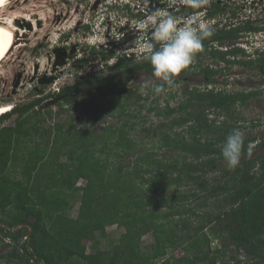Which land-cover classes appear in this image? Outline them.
Wrapping results in <instances>:
<instances>
[{
  "label": "trees",
  "instance_id": "obj_1",
  "mask_svg": "<svg viewBox=\"0 0 264 264\" xmlns=\"http://www.w3.org/2000/svg\"><path fill=\"white\" fill-rule=\"evenodd\" d=\"M246 27L259 29L249 24ZM238 37L239 28L213 33L195 56L208 55L227 64L259 66L264 76V51L256 59H248L244 49L238 46L227 51L210 48L213 41ZM241 54L246 58H239ZM108 68L118 72L65 86L59 93H72L85 86L105 87L113 83L118 73L126 75L125 85L136 70L152 72L147 59L135 63L124 56ZM225 69L207 65L194 74H203L209 83ZM111 84L102 97L113 94ZM160 84L164 88L167 85ZM146 92L149 95L153 91ZM258 94L257 90L226 92L192 88L177 106L172 107L168 102L157 114L170 121H163L161 129L153 132L159 136L156 141L159 149L179 152L171 158L159 156L154 148L156 144L151 149L146 139L138 141L131 134L138 122L132 120L135 112L129 108L143 98L137 87L124 89L110 100L108 115L118 116L122 122L106 125L102 133L88 127L71 131L58 124L52 143L43 136L30 146L27 143L32 142L33 127L22 126V120L17 126L6 127V135L0 136V249H6L0 251V263L264 264V156L243 159L235 172L223 169V173H231L223 179L216 177L213 181L208 176L220 161H225L221 146L226 135L241 128L232 108L246 104ZM81 98L77 102V98L67 95L62 101L87 103L86 95ZM41 100L23 107L14 106L12 112L0 119L16 112L22 115ZM154 109L152 105L150 111ZM62 110L65 109L61 107L59 111ZM211 110L229 115L232 121L227 118L216 125L215 120L208 118ZM186 126L187 133L176 130ZM212 130L219 131V136H208ZM48 131L49 128L43 129L44 134ZM253 140H244L241 157L249 155ZM259 146H264V139ZM145 147L148 149L136 157L133 165L123 164V158H131ZM256 162L261 165L259 171L254 169ZM13 170H18L17 177ZM82 178L86 180L84 185L78 184ZM209 203L216 205L215 211H198V206ZM76 204H79L78 214L71 216ZM194 217L201 218L198 225H194ZM113 224L123 226L125 232L117 242L99 248L108 237L107 226ZM208 226L212 227L211 232L205 230ZM149 232L154 239L143 250L142 238ZM213 237H229L231 241L213 248ZM85 240L92 242L91 252H87ZM231 247L236 248V254H230ZM178 249L184 255L177 256Z\"/></svg>",
  "mask_w": 264,
  "mask_h": 264
},
{
  "label": "rangeland",
  "instance_id": "obj_2",
  "mask_svg": "<svg viewBox=\"0 0 264 264\" xmlns=\"http://www.w3.org/2000/svg\"><path fill=\"white\" fill-rule=\"evenodd\" d=\"M129 1L130 4L125 7L118 6L117 3L112 0H17L10 6V10L20 11V14L24 15L23 13H26L23 11L25 6L28 5V7H30L37 5L34 6L36 8L31 12H34L33 14L37 13L38 18L47 13L49 19L47 28H44L43 22L39 21V29L42 31H40L38 27L31 25L25 37L27 38L25 44L21 47L20 45H17V47L15 46L11 57L4 63V66L0 68V101H11L13 107H23L26 104L42 99L39 104H36L22 115L16 112L12 113L9 117L3 118L2 120L0 119V136L3 137L6 135V127L17 126L20 120L24 121L22 126L26 128L33 127L32 131L34 132V136L32 137V142L27 143L28 145L30 144V146H34V140H40L43 136L49 138L52 143L55 138L57 131L56 126L58 124L64 126L65 129H71V131L88 127L96 133H102L106 125H120L122 122V119L120 120L118 116L108 115L110 100L124 89H134L137 87L139 93H142L143 98L138 104H132L129 108V110L135 112V116L132 117V120L138 122L137 128L133 130L131 134L132 136L138 137V141L146 139L145 141H148V147H151V149H153V144H156L154 148L159 156L164 155L165 157L171 158L178 155L179 152L167 151V149H159L157 147L156 141H158L159 136H155L153 131H159L163 121H170L169 119L165 120L164 116L158 115V110L164 109L168 102L172 107L177 106L180 101L186 99L187 90L192 88H196L199 91H207L208 89L218 91V89L222 88L226 92L246 89L247 91H260V94L250 99L246 104H237L232 108L235 113L234 118L236 120L238 119L237 123L241 125L239 130L242 131L244 140L255 138V140L249 144V146L252 147L251 154L243 155L240 161L262 155L264 156V146L257 147L260 141L264 139V76L261 75L258 66L245 67L239 63L227 64V62H222L214 58L212 59V57L208 55H203L201 57L195 56L193 63L175 77L177 81L174 85L171 87L166 85L164 91L160 94H156L153 91L147 95L146 90L141 92V86L145 82H152L154 84L164 83L158 78H155L152 72L146 70H136L135 73L127 79L125 85H123V79L126 75L124 73H118L113 83H109L114 90L113 94L105 97L101 95L106 87H110L109 84L105 87L85 86L72 93H59L65 86L86 79L94 80L103 75L108 76L110 74H115L118 71L109 69L108 66L114 65L122 56L128 61L134 60L135 63L146 60L143 55L138 58L137 55H128V53L125 52L124 45H131L133 48L134 44L132 42L137 36L146 37L149 34L148 30L136 28L139 22L145 20L142 15H139L138 12L135 11L137 9L139 10L138 7L143 6L144 3L142 2L144 1ZM240 1L241 0H232L230 2L212 5L211 11L209 12V19L206 21L201 20L200 22H205L210 25L213 33H217L220 30L227 31L229 29L239 28L238 38L224 40L223 42L213 41L211 44H214V46H210V48L219 51H227L243 43L244 46L248 45V49L245 51V54L248 55V59H256L259 55L253 52L256 49L253 45L259 46L260 49L264 48V0L261 1L263 4L260 7L261 11H259L261 15H263L260 19H263L254 22L253 20L248 21L249 25L252 27L256 26L259 29L247 28L246 20L240 21V18L244 16L245 13L243 9H246V12H249L251 9L250 6L241 5ZM207 6H202L200 8ZM160 8L161 7H159V10ZM191 9L192 8L188 6L184 10L183 13L185 14L183 16H188ZM1 11L3 13L6 12L5 9ZM214 20L216 22L220 21L221 23L218 22L214 24ZM239 21L245 24H240ZM101 22L104 24L103 27L100 25ZM228 23H235L236 26H227ZM223 24H225V26H222ZM99 25L100 27H98ZM100 41L109 46L111 41L114 42L113 48L111 46L110 48H106L105 45L101 47V45H98ZM92 43H96V45L93 46ZM91 46L95 47L93 51L89 50ZM129 51L130 50L127 52ZM208 64L222 69H225L224 67L226 64L229 65V67L222 70V72H218L214 77V81L208 83L203 74H194V72L198 71L202 66ZM54 75L57 77L55 78ZM67 95L77 98V102L82 100V95H86L87 103L78 104L74 100L71 104L63 102L62 100ZM93 101L95 102L94 105L92 103ZM152 105L155 106V109L150 111ZM61 107L65 110L59 111ZM48 111L50 113H48ZM116 111L119 112L118 109ZM228 116L227 114L221 113V111L211 110L208 118L210 121L215 120L216 125H218L227 118L232 121ZM143 127L151 128L152 131L146 132L145 129L143 130ZM35 128L39 131H36ZM44 128H49L47 134L43 133ZM186 128L187 126L177 127L176 130L185 133L187 130ZM218 133L219 131L212 130L208 136L217 137L219 136ZM229 134L230 133L226 135V138ZM19 136L17 137L18 140ZM98 143H100V140H98ZM24 144L25 143H22L21 145ZM147 149L148 148L145 147L140 151L138 150L131 158H123V164L127 166L133 165L136 157L144 154ZM62 159H66V157L62 156ZM225 168H229L226 162L220 161V165L215 167L213 171H209L210 173L208 176L213 181L216 180V177L217 179H223L225 176L231 174H227L226 172L223 173L222 171ZM260 168V163L256 162L254 169H258L257 171H259L261 170ZM230 169L231 172L237 171V168ZM13 174L14 176L19 175L18 170H13ZM6 176L9 179L15 180L14 176H10L9 173H6ZM85 183L86 180L82 178L78 184L84 185ZM214 203H217V201L215 200ZM215 208L217 207L213 205V203H209L208 206L197 207L200 212L215 211ZM78 209L79 204H76L71 216H76L78 214ZM194 219L196 220L194 225H198L197 221H200L201 218L194 217ZM106 229L108 237L101 241L99 245L101 249L109 246L108 244L111 241L117 242L125 232V228L117 224L109 225ZM205 230L211 232L212 227L208 226ZM153 239L152 232L143 236L141 244L142 249L146 250L148 245L153 242ZM229 241H231L229 237L225 239L213 237L211 245L213 248H217ZM84 242L88 246L87 252H91L93 250L92 242L89 240H85ZM230 249V254L237 253L235 247H231ZM4 250L6 249H0V251ZM175 254L181 256L184 255V252L182 249H178ZM241 257L244 256L242 255ZM231 264H234V262H231Z\"/></svg>",
  "mask_w": 264,
  "mask_h": 264
},
{
  "label": "clouds",
  "instance_id": "obj_3",
  "mask_svg": "<svg viewBox=\"0 0 264 264\" xmlns=\"http://www.w3.org/2000/svg\"><path fill=\"white\" fill-rule=\"evenodd\" d=\"M181 3L192 8H200L207 3V0H181ZM136 27L140 30L146 27L152 28L150 40L137 36L132 42L137 57L143 55L152 66V75L169 87L174 85L175 77L193 63L195 55L203 49V42L213 35V30L207 23H197L189 19L181 26L178 17L167 11H157L149 15L145 20L139 22ZM98 43L101 47L104 45L101 41ZM92 45L95 46L96 43H92ZM93 46L89 50L95 48ZM255 47L256 49L253 52L257 54L264 51V48ZM240 48L244 51L248 49ZM147 89L160 94L164 91V85L145 82L140 90L144 92ZM13 108L0 113V117L12 112ZM243 148V133L239 129H234L221 146V154L229 168H236L240 164ZM250 154L251 146H249ZM241 259H244V257H241Z\"/></svg>",
  "mask_w": 264,
  "mask_h": 264
},
{
  "label": "built area",
  "instance_id": "obj_4",
  "mask_svg": "<svg viewBox=\"0 0 264 264\" xmlns=\"http://www.w3.org/2000/svg\"><path fill=\"white\" fill-rule=\"evenodd\" d=\"M115 1V3H117L118 6H122L125 7L128 4H130L129 0H112ZM144 2L143 6L138 7L139 10L137 8V10H135L136 12H138L139 15H142L144 17V19H146L149 15H152L153 13L157 12L155 10H160L159 11H167L171 14H174L176 17H178L180 25L182 26L185 21L192 19L194 21H196L197 23L202 21H206L209 19V12L211 11L212 5H217V3H224V2H230L232 0H207V3L203 4V6H207L204 8H192L190 14L187 16H183L185 13L184 10L188 7V5L181 3V0H142ZM262 0H241L240 4L244 5V6H250V11L246 12V9H243L245 11L244 16H242L240 18V21H245L248 24V21L253 20L254 21H260L262 19H260L263 15H261V13L259 11H261V5L263 4V2L261 3ZM240 6V5H239ZM187 13V12H186ZM184 17V18H183ZM240 24H245L240 22ZM214 24L220 22V21H215L214 20ZM221 23V22H220ZM100 25H102L101 27H103V22L100 23ZM135 26V25H134ZM222 26H225V24H223ZM227 26H236L235 23H228ZM137 28V27H136ZM144 30H148V35L145 38H148L149 40L151 39V35H152V28L151 27H146ZM136 38V37H135ZM256 43V42H255ZM110 46L113 48V44L114 42H110L109 43ZM104 45L106 46V48H110L109 45H106L104 43ZM239 47H243V48H248L246 46L243 45V43L238 45ZM255 47V45H253ZM125 47V52L128 53V55L134 54L135 50L134 48H132L131 45H124ZM128 50H130L129 52H127ZM26 238V237H25ZM24 238V239H25ZM7 241H11L10 238H7Z\"/></svg>",
  "mask_w": 264,
  "mask_h": 264
},
{
  "label": "bare ground",
  "instance_id": "obj_5",
  "mask_svg": "<svg viewBox=\"0 0 264 264\" xmlns=\"http://www.w3.org/2000/svg\"><path fill=\"white\" fill-rule=\"evenodd\" d=\"M15 1L17 0H0V20H1L0 21V68L4 66V63L11 57L15 46L17 47V45H20L21 47L22 45L25 44V41L27 39L25 37L31 25H34L39 29V21H40L43 22L42 24L44 28L48 27L49 18L47 13L45 15L43 14L40 18H38L37 13L33 14L34 12L33 13L31 12L32 10H34V8H36L34 6L37 5L28 7L27 3L25 2L27 6L23 8V11L26 13H23L24 15H21L20 11L10 10V6H12V4H14ZM2 9H5L6 12L3 13L1 11ZM10 108L11 109L13 108V103L11 101H7V100L0 101V113Z\"/></svg>",
  "mask_w": 264,
  "mask_h": 264
},
{
  "label": "flooded vegetation",
  "instance_id": "obj_6",
  "mask_svg": "<svg viewBox=\"0 0 264 264\" xmlns=\"http://www.w3.org/2000/svg\"><path fill=\"white\" fill-rule=\"evenodd\" d=\"M231 48V47H230ZM239 58H246V55H240L239 56ZM213 59V58H212ZM222 62H226V61H222ZM208 65H210V64H208ZM205 66H207V65H204V66H202V67H205ZM213 66V65H212ZM225 66H227V64L225 65ZM244 66V65H243ZM214 67V66H213ZM246 67V66H245ZM201 69V68H200ZM199 69V70H200ZM258 69H259V71L261 72V68L258 66ZM261 75H262V73H261ZM263 76V75H262ZM214 81V80H213ZM221 90H223L222 88H220V89H218V91H221ZM244 91H246V92H249V91H247L246 89H244Z\"/></svg>",
  "mask_w": 264,
  "mask_h": 264
},
{
  "label": "water",
  "instance_id": "obj_7",
  "mask_svg": "<svg viewBox=\"0 0 264 264\" xmlns=\"http://www.w3.org/2000/svg\"><path fill=\"white\" fill-rule=\"evenodd\" d=\"M54 77L56 78L57 76L56 75H54ZM53 78V77H52Z\"/></svg>",
  "mask_w": 264,
  "mask_h": 264
}]
</instances>
